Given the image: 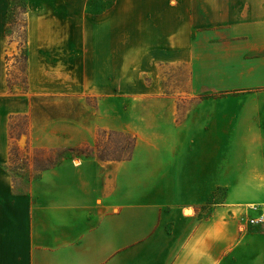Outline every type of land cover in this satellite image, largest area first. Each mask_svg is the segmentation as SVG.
<instances>
[{
    "label": "crops",
    "instance_id": "crops-1",
    "mask_svg": "<svg viewBox=\"0 0 264 264\" xmlns=\"http://www.w3.org/2000/svg\"><path fill=\"white\" fill-rule=\"evenodd\" d=\"M238 3L149 0L138 33H97L143 88L96 130L129 137L125 158L64 161L15 195L0 114V264H264V0Z\"/></svg>",
    "mask_w": 264,
    "mask_h": 264
},
{
    "label": "rangeland",
    "instance_id": "rangeland-1",
    "mask_svg": "<svg viewBox=\"0 0 264 264\" xmlns=\"http://www.w3.org/2000/svg\"><path fill=\"white\" fill-rule=\"evenodd\" d=\"M148 1L0 0V114L14 111L8 115L11 152L4 166L15 195L28 194L43 170L64 161L129 155V137L98 138L96 130L102 117L123 114L125 97L143 88L121 84L119 62L128 55L124 40L113 38L109 50L97 33H138L139 22L130 20L132 5ZM230 28L216 30L231 33ZM185 88L166 89L176 94Z\"/></svg>",
    "mask_w": 264,
    "mask_h": 264
},
{
    "label": "built area",
    "instance_id": "built-area-1",
    "mask_svg": "<svg viewBox=\"0 0 264 264\" xmlns=\"http://www.w3.org/2000/svg\"><path fill=\"white\" fill-rule=\"evenodd\" d=\"M251 224H261L264 223V216L260 217L259 219L256 220H251L250 221Z\"/></svg>",
    "mask_w": 264,
    "mask_h": 264
},
{
    "label": "trees",
    "instance_id": "trees-1",
    "mask_svg": "<svg viewBox=\"0 0 264 264\" xmlns=\"http://www.w3.org/2000/svg\"><path fill=\"white\" fill-rule=\"evenodd\" d=\"M26 58H27V55H26Z\"/></svg>",
    "mask_w": 264,
    "mask_h": 264
}]
</instances>
